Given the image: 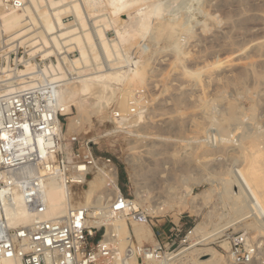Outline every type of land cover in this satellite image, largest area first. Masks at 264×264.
Wrapping results in <instances>:
<instances>
[{
    "label": "rangeland",
    "instance_id": "1",
    "mask_svg": "<svg viewBox=\"0 0 264 264\" xmlns=\"http://www.w3.org/2000/svg\"><path fill=\"white\" fill-rule=\"evenodd\" d=\"M68 3L60 8L68 10ZM117 3L119 7L116 10L135 6L133 10H139V18L144 22L147 17L176 19L174 17L177 16L187 21L190 32L184 33L185 30L177 26L173 38H159L154 42L149 38L154 26L151 23L138 46L136 44L128 48L123 45L130 61L142 66L143 81H113L112 90L107 93L110 98L105 108L90 112L89 115L84 113L82 127L78 126L75 130L70 129L67 122L77 115L75 106L69 103V111L64 112L66 115L62 129L65 147L68 152L71 151L68 142L71 135L88 139L94 156L110 159L116 166L120 191L129 200H134V209L147 218V223L139 225L149 231L151 236L142 240L141 246H152L157 239L165 242L155 236L157 225L164 222L165 231L175 224L180 232L169 254L163 257L170 258L187 248L178 256L170 258L169 263L183 264L185 256L194 258L210 247L219 253L223 261L227 260L224 251L226 243L221 238L223 230L203 240L195 237L212 232L236 217L224 194L225 188L229 189L228 195L238 189L235 183H226L227 179H233L232 169H246L251 161L248 159L250 152L256 147L263 154L264 166V0H117ZM154 13H158V16ZM63 17L65 23H73L70 14L65 13ZM106 26L109 27L108 24ZM10 33L5 31L1 35L0 50L5 56L11 53L9 65L14 67V51H9L8 43H23L29 37H25V33L22 41L20 38L10 41ZM103 33L108 39L115 35L111 29ZM175 41L180 43V46L176 44L180 48L178 50L173 48ZM42 50L48 56L51 49L36 51ZM16 51L19 59L22 55L24 59L42 58L40 53L30 55L28 46H20ZM66 51L69 53L73 49L63 50ZM131 54L135 56L130 58ZM77 56L75 52L71 59ZM51 57L54 64L59 62L62 65V60L56 58L55 54ZM0 64H6L4 57L0 58ZM128 68L130 66L125 65L121 71ZM121 92L126 93L123 99L129 98L127 107L125 104H121L124 107H116ZM132 100L136 104L131 105ZM119 107L123 109L120 111ZM124 108L128 112L125 109L124 113ZM131 109L141 111V121L134 122L137 112H131ZM114 112L124 116V122L119 124L122 116L115 119ZM228 112L236 116L230 119L227 117ZM234 119L237 120L232 121ZM148 146H153V149H147ZM151 151L161 153H155V156ZM145 172L147 178L149 175L155 179V183H148L147 186L148 181L140 175ZM104 184L102 186L107 187V183ZM134 190H137V196ZM166 190L172 191L173 196L168 198ZM158 194L162 197L156 198ZM77 198L75 201L84 202L83 191L77 193ZM181 203H185L186 207L182 209ZM101 206L87 203L85 207H94V211L106 207ZM128 214L125 215V223L132 228L133 218ZM248 215H251L250 212ZM197 225L201 232H193L187 237L188 231ZM224 230L249 233L257 244L256 257L250 264H264V229L252 217ZM138 247L133 245L136 254ZM179 257L181 259L173 261Z\"/></svg>",
    "mask_w": 264,
    "mask_h": 264
},
{
    "label": "built area",
    "instance_id": "2",
    "mask_svg": "<svg viewBox=\"0 0 264 264\" xmlns=\"http://www.w3.org/2000/svg\"><path fill=\"white\" fill-rule=\"evenodd\" d=\"M26 1L1 0V3L8 11L21 12ZM85 14L87 28H92L93 18L88 12ZM28 19L27 16L24 21ZM75 52V49L67 52V59L71 60ZM10 56L11 53L8 64ZM17 56L18 51L14 52V68H25ZM134 56L131 54L130 58ZM60 59L61 67L52 69L51 56L32 57L34 71L21 80L14 79L10 91L5 90L7 80L0 81V258L14 256L23 264H129L131 247L120 252L117 244L108 239L113 237L112 233L107 234L106 225L100 221L129 208V199L117 192L106 207L96 209L93 215L94 207H83L75 201L77 193L88 187V179L98 172H107L111 177L115 174L118 185L117 168L110 159L94 156L88 139L71 135L68 138L71 151L65 147L62 129L66 114L60 93L65 85L82 76L78 68L73 69L69 62ZM46 65L49 71L45 72ZM131 112L135 113V109ZM114 116L119 119L122 115L114 112ZM75 175L78 178L74 179ZM52 178H58L65 187L69 209L64 216L47 218L46 192ZM112 183L107 182L108 189ZM15 197L20 198L30 221L10 227L6 210L16 208ZM128 215L147 223L142 212L130 210ZM179 232L175 224L167 231H155V236L165 242L157 239L152 246L138 247L131 237V245L142 252L136 254V264H146L148 256L160 259L169 254ZM221 238L227 245L224 251L229 264H249L255 259L257 244L249 233L223 230Z\"/></svg>",
    "mask_w": 264,
    "mask_h": 264
},
{
    "label": "bare ground",
    "instance_id": "3",
    "mask_svg": "<svg viewBox=\"0 0 264 264\" xmlns=\"http://www.w3.org/2000/svg\"><path fill=\"white\" fill-rule=\"evenodd\" d=\"M31 1L37 7L34 6L31 3ZM31 1L27 0L26 6L22 8L21 12H18L13 10L11 11L6 10L3 7L0 0V8H1L0 43L2 39L1 35L5 31H11V33L8 35L9 37L8 40L10 41L11 39L15 40L18 38H20L21 40L22 36L25 33H27L25 37H29V40L23 43H19V42L17 43L16 41H11L10 43H8V45H10L9 51L12 50L16 52L18 47L28 46L30 55H35L36 53H40L42 58L46 59L52 56L53 54H55L56 58L61 57L65 62H69L73 69L78 68L80 70V74L82 77L75 80L74 82H71V84L69 83V85L67 84L68 86H66L64 90L61 91L60 94L61 101L63 102L64 105V112L65 110H67V112L69 111V103L73 104L76 108L77 111L76 117L69 118L67 121L68 126L72 130L73 129L75 130V128L83 124L84 119L82 118V116L84 113L86 114L90 112L94 113L105 108L106 104L109 101L108 99L110 98L107 95V93L109 90L110 91L112 90L113 81L129 82L133 79H136L139 82L143 81L144 72L142 66L137 65V62L130 61L129 57L127 56V53L125 52L126 50L125 46L128 48L129 47L133 48L134 46H136V44L138 46L141 40L146 36V33L149 28V24L151 23L154 24L152 28L153 31L149 37L154 42H156L159 38H164L166 40L173 38V36L176 33L175 28L177 26L185 30L184 33L190 32L189 27L187 26V21L183 20L182 18L180 19L176 16L174 17L176 19H172V18L167 19V17L166 19H164L165 17L151 19L147 17L146 21L144 22L143 20L141 21V19L139 18L141 17L138 14L139 10L138 9L133 10L135 7L133 5H130L128 9L122 8L123 10H116L119 7L117 0H31ZM67 3L69 6L66 8H68L70 12H67L68 10H66L65 8L64 9L60 8V6L62 7V5H67ZM85 12H88L90 16L93 18L92 28H90V26L87 28L88 21ZM65 13L70 14V16L72 17L73 19L72 24L66 25V23L64 22L65 20L63 14ZM108 13L110 15H108ZM147 14H149V12ZM157 14L158 13L155 14L156 17L158 16ZM27 16L29 17L28 21H24L27 18ZM74 16L77 18V20H75ZM76 21H78L77 24ZM106 24H108L109 27H107ZM107 29L113 30V32L115 33L114 38L108 39L107 37L104 36L103 31H106ZM174 38H177V36ZM34 41L36 42L35 44L32 43ZM177 43L176 41L175 44L174 42L173 44L171 43L174 46L173 48L175 49L177 48L176 50L180 49L178 48V45L180 43H178V45L176 46ZM123 45H125L124 48ZM33 49H35V51L32 52ZM41 49H51L50 54L48 56L45 55V53L43 54L42 52L44 50L36 51ZM70 49H75L78 53L77 54L78 56L74 59L68 60L66 56L68 51L63 52V50H70ZM2 52L3 51L0 50V58L4 57L6 59V64L5 65L0 64V81L7 80V84L5 85V90L10 91L13 88L12 87L13 80L14 79L21 80L25 78L26 75L31 74L34 71V65L30 61L31 58H27V59L20 58L19 60L23 62L25 68L19 69V68L11 67V65L8 64L9 54L8 56H5V54H1ZM125 65H129L130 68H128V70L121 71V68L124 67ZM143 65H145V62ZM60 67L61 64L59 62L56 65L53 64V66H51L52 69L55 68L59 69ZM132 69L134 70V72L132 71ZM44 71L45 72L49 71L47 65L45 66ZM56 74H58V72H56ZM23 82L24 81H22V83ZM125 91L126 93L128 92L127 90ZM123 93L126 94L125 92ZM130 93L131 92L129 91V95ZM124 94H122L120 96V99H118L119 105H116V107L120 106L121 104L123 105L125 104L124 106H126V104L129 102L128 100L129 98L127 100L123 99ZM135 101L138 102V100L136 99ZM136 102L132 100L130 101V104H136ZM122 109L123 108H120V111ZM125 109L126 108H124V113H125ZM126 110L128 112V109ZM228 113L229 116L227 117H229L230 119L236 116L233 115V112H228ZM136 118L137 119H135L134 122H137L138 120L141 121V111L136 113ZM230 119L228 121H230ZM237 119H234L232 121H236ZM173 120L175 121V119ZM122 121L124 122V116L121 117L119 124H121ZM174 124L176 125L177 122H174ZM111 131H114V129L111 128ZM150 147L148 146L147 149H149ZM154 149L156 148L154 147ZM154 151L151 152H153L154 154L157 153ZM159 153L161 152L159 151L157 154ZM154 154L152 156H154ZM157 154H155V156ZM261 155L263 156V154L256 147V149L250 152L248 159L251 161L249 162V166H247L246 169L244 167L232 169L233 175L231 178L233 179L232 180L227 179L226 181L228 185L231 183H235L238 188L231 195H228L229 193L228 188L224 189L225 197L230 201L232 206L231 209L236 214V217L233 218L232 220H229L228 223L226 222L227 224H225L224 226L216 227L212 232H204L202 234H198L199 236L196 235L195 237L196 239L200 238V240H203L207 237L220 234V232H222V230H224L226 227L236 224L240 221H243L249 217H252L253 220L259 223V225L264 229V166H262L263 157ZM140 175L142 176V178L144 177L143 180L148 181L147 186L148 183L151 184H153V182L155 183V179L149 177V175L147 178L146 172L143 175L142 174ZM73 177L74 179L78 178L76 176ZM108 181L113 182L111 188L109 189L106 186H104L105 185L104 182L107 183ZM102 184L104 185L102 186ZM227 184L225 185V187L227 186ZM117 192H120V189L117 185L116 175L112 174L111 177L110 174L107 172H98L94 174L92 178L88 179V188L84 189L83 191L84 202L83 200H81L82 202L78 201L76 203L78 205H82L83 207H85L87 203H89V205L98 206V207L101 205L107 206L110 197ZM133 193L135 196L138 195L137 190H134ZM165 193L168 198L173 196L171 194L172 191L166 190ZM187 194L188 191H186L185 195ZM160 197H162V195L158 194V197L156 198H160ZM46 200H47V208L45 212V217L47 218L64 216L67 210L69 209V202L65 187L58 178H52L49 181L46 192ZM14 203L16 204V208L11 207L6 210L9 218V226L15 227L18 225H25L29 223L30 216L27 210L22 206L20 198L15 197ZM159 203L161 204V202ZM129 204H130L129 208L125 209L120 214L115 215L114 217L111 218L102 217L100 221L104 225H106L107 234L112 233L113 237L108 239L117 244L120 252H123L127 246L131 247L132 258L129 264H136L135 261L136 252L135 249L133 248V245H131L130 238L134 237L138 245L141 247L140 242L142 240H147L148 236H151V233L149 231L147 232V230H145L141 225H139V223L141 224L144 221H138L133 218L132 228H129L126 225L124 219L125 215L128 214L130 210L136 208V203H134V200L132 201L129 200ZM166 207L167 206H165V209ZM185 207H186L185 203H181V208L183 209ZM249 212L251 214L250 216L248 215ZM91 213L93 215L95 214V211L93 210ZM121 214L124 217H122ZM89 223L98 225L99 222L89 221ZM199 229H200L199 225L194 226L193 230L191 229L192 230L191 233L193 232L199 233V231L201 232V230ZM194 244H196V241ZM225 247H227V245H225ZM186 249L187 248L179 251L177 254H174L170 258H174L178 256V254H181ZM137 253L142 255V252L140 250ZM170 258L161 257L160 259H155V258L149 259L148 256L145 263L173 264L168 262ZM179 259L181 258L180 257L175 258L173 259V261ZM184 259L185 262L183 264H228L227 260L225 259L223 261V259H221V257L219 256V253L212 247L205 249L203 253L199 254L194 258L185 256ZM0 264H23V263L20 261L19 258L14 256H9V257L0 258Z\"/></svg>",
    "mask_w": 264,
    "mask_h": 264
},
{
    "label": "crops",
    "instance_id": "4",
    "mask_svg": "<svg viewBox=\"0 0 264 264\" xmlns=\"http://www.w3.org/2000/svg\"><path fill=\"white\" fill-rule=\"evenodd\" d=\"M166 229H167L166 228V224L163 222V223H160V224L157 225L156 231H163L164 232Z\"/></svg>",
    "mask_w": 264,
    "mask_h": 264
}]
</instances>
